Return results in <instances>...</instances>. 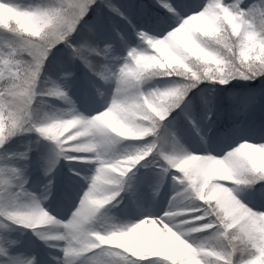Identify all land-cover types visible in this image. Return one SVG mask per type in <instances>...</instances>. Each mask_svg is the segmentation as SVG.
<instances>
[{
	"label": "snow or ice",
	"instance_id": "6c2138e0",
	"mask_svg": "<svg viewBox=\"0 0 264 264\" xmlns=\"http://www.w3.org/2000/svg\"><path fill=\"white\" fill-rule=\"evenodd\" d=\"M156 3L173 23L158 37L137 31L147 46L128 47L123 62L113 66L108 63L112 45L94 42L97 25L85 20L101 5L126 19L112 0H0V32L10 37L0 47V147L18 133L35 132L52 142L56 158L93 154L98 165L67 222L55 219L23 190L19 168L0 167V217L33 229L46 243L64 242L63 264H75L85 254H90L86 264H264V210L245 203L243 195L257 183L264 186V143L241 140L222 156L193 153L164 124L202 83H264V0L247 7L243 0H200L186 10L177 0ZM61 44L100 80L115 81L104 110L82 115L62 85L39 86L45 62ZM154 78L171 83L145 89ZM37 96L71 107L39 116L33 108ZM205 104L210 107L211 100ZM122 140L139 146L117 153L114 146ZM148 158L161 176L171 175L182 186L188 199L199 201L191 209L199 215L192 220L202 223H193L190 232L209 231L204 242H189L174 230L170 221L182 215L175 207L160 217L102 232L92 227L97 213L131 187L124 178ZM53 225L63 231L47 235L40 230ZM16 243L0 241V264H39L36 256L13 255L5 246Z\"/></svg>",
	"mask_w": 264,
	"mask_h": 264
},
{
	"label": "rangeland",
	"instance_id": "374dc122",
	"mask_svg": "<svg viewBox=\"0 0 264 264\" xmlns=\"http://www.w3.org/2000/svg\"><path fill=\"white\" fill-rule=\"evenodd\" d=\"M21 2L23 4H36L40 0H21ZM97 2L99 4V0ZM112 2L120 8L126 19L110 13L101 5L100 7H94L85 20L89 24L97 25V36L94 42L99 43L100 47L105 44L112 45L113 51L110 54L108 63L113 66H119L123 62V57L128 47L147 46L146 41L141 44L136 36L137 31L144 30L152 36L158 37L163 35L169 25L173 23L172 21H165L167 14L160 9L156 0H112ZM199 2L200 0H177V3L184 6L185 10L188 6H193ZM253 2L254 0H243L242 7H247ZM149 10H151V13H149ZM140 18L143 21H140ZM111 27L116 30L113 29L111 32ZM9 38V36L0 32V47ZM93 59L97 63L104 62L100 58ZM78 61L72 59L69 55V49L63 44L57 45L44 65L49 74L43 77L44 73L42 72L39 86L48 85L50 69L58 71V75L53 74L55 75L53 81L62 85L79 113L91 116L104 110L111 102L116 84L115 81L105 82L100 80L85 66V70L82 72L83 80L80 81L75 74L72 77L64 78V74L77 65ZM89 72L91 73L90 75L88 74ZM169 83L171 81L154 79L144 83L143 87L145 89L157 86L163 87ZM247 83V81L238 80L236 85L237 87H242L241 85H246ZM256 84L259 88L256 89V96L252 101L253 104L248 108H246L245 104H242L239 109V112L240 110L246 112L242 116H249V119L237 116L238 120H233L227 127L214 129V125L217 123L212 116L213 112H217L221 107L224 110L237 112V107L233 103L236 102L238 105V103L245 100H238L236 97L238 90L241 88H233L234 91L232 93L225 94L221 86L211 84L213 86H205L207 88H204L203 91L196 88L192 89L185 98L184 103L173 111L175 118L164 122L165 127L169 132L175 133L179 144L183 148L199 154L208 153L222 156L231 148L236 147L241 140L264 143V83L255 82V87H257ZM248 89L251 90V86ZM240 93L244 94V96L246 95V97L248 95V92ZM194 96L197 97L196 100ZM226 98L229 100L228 102L225 100ZM206 100H211L210 107L205 104ZM35 102L33 108L37 115L40 113V108L44 107V102L51 104L50 110L52 114L67 111L71 107L59 99L38 97ZM194 102L198 104L197 107L193 106ZM232 105L233 108L231 110ZM260 107L263 109L259 112L260 114L262 113L260 117L254 113L250 114L255 109L258 111ZM46 111L47 107L45 113ZM221 111L223 109L217 112L220 116ZM180 114L184 115L182 119H179L181 117L179 116ZM209 115L211 119L208 118ZM186 119L194 121L195 126L190 122L189 128L186 129L183 125V121ZM188 131H192L194 136L199 138L201 145L196 142L197 138L191 137ZM232 132L239 137L230 138L229 136H233ZM29 133L27 131L18 133L16 138L12 140L14 141L13 143L9 139L3 147H0V167L14 166L19 168L22 172L20 183L23 190L35 196L40 201L41 206L55 219L67 222L78 208L83 193L89 187L91 177L95 175L98 165L93 154H79L84 158L74 159V162L68 161L63 157L56 158L52 142H46L40 136H36L33 148L29 151V142L26 137ZM138 146V142L122 140L120 144L114 146V150L117 153H123L132 151ZM63 164L69 166L71 175L63 173ZM124 179L131 187L128 188L126 186L124 191H121L113 201L105 205L99 214L97 213L98 220L94 219L92 222V227L97 231L102 232L114 225H130L145 217H160L169 208L175 207V210L181 212L182 215L173 218L170 223L174 230H180L184 233L182 238L187 239L189 242L202 243L211 235L209 231L190 232L193 223H202V221L192 220V217L199 215V213L193 212L191 209L195 208L199 202L197 201L194 206H190L192 200L186 197L182 186L174 182L171 175L161 176L160 169L152 158L141 162V165H138L130 176ZM62 184L67 185V193L71 194L72 197L67 202L64 201L62 204H58L57 198L60 194H63ZM17 187L19 185L13 187V192L17 190ZM79 187L80 190L82 187L84 188L80 199L78 195L75 198V192ZM243 195L245 203L256 209L264 210V186L261 183H257ZM22 199L24 198L22 197ZM45 201L48 202L49 206L44 203ZM25 202H27L26 199ZM53 203L55 204L54 206H52ZM40 230L46 231L47 235L60 234L63 231L60 225L42 226ZM32 237L37 239L40 250L42 249L44 253L42 251L35 252L31 242ZM0 241H16L17 243L14 245L5 246L9 247L13 255L36 256L39 264H63V260L66 259L62 251L64 242L49 241L46 243L33 229L11 223L3 217H0ZM85 257H90V254L77 258L75 264H86Z\"/></svg>",
	"mask_w": 264,
	"mask_h": 264
},
{
	"label": "clouds",
	"instance_id": "9594fccd",
	"mask_svg": "<svg viewBox=\"0 0 264 264\" xmlns=\"http://www.w3.org/2000/svg\"><path fill=\"white\" fill-rule=\"evenodd\" d=\"M27 27V25H25ZM115 131H118V132H121V134H126L124 131H122L120 128H115L114 129ZM71 159V158H70Z\"/></svg>",
	"mask_w": 264,
	"mask_h": 264
}]
</instances>
